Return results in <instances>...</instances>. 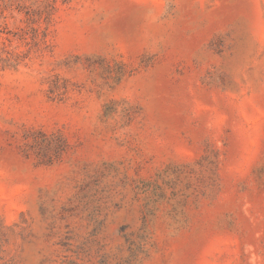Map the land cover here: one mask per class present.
Returning <instances> with one entry per match:
<instances>
[{"label":"rangeland","instance_id":"374dc122","mask_svg":"<svg viewBox=\"0 0 264 264\" xmlns=\"http://www.w3.org/2000/svg\"><path fill=\"white\" fill-rule=\"evenodd\" d=\"M0 264H264V0H0Z\"/></svg>","mask_w":264,"mask_h":264}]
</instances>
